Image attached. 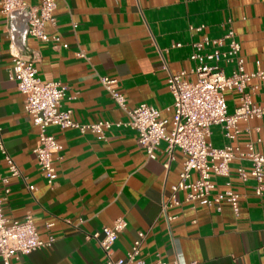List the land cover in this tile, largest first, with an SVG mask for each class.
<instances>
[{"label": "crops", "instance_id": "1", "mask_svg": "<svg viewBox=\"0 0 264 264\" xmlns=\"http://www.w3.org/2000/svg\"><path fill=\"white\" fill-rule=\"evenodd\" d=\"M56 3L55 23L47 22L46 32L59 35L60 42L28 36L24 45L27 55L36 59L43 80H60L68 86L62 106L72 108L79 122L129 119L103 88L100 77L107 75L117 79L115 87L130 108L143 102L154 105L170 130L173 98L163 63L172 72L190 71L194 66L191 42L204 35L221 37L229 25L240 41L245 70L264 69V0ZM201 25V31L192 29ZM8 31L9 20L0 6V137L21 171L10 177L8 194L0 183L3 212L10 220L32 215L42 239L55 237L52 247L22 255L14 264H106L99 242L86 235L101 232L119 217L127 220V227L115 241V257L126 256L139 232H144L140 256L147 262L162 258L169 264L176 260L181 264H264V194H255L253 177L243 181L238 175L240 166L251 169L247 160H233L227 176H212L214 193L231 190L239 195L238 212L226 199L221 210L187 202L186 190L177 192L180 205L164 209L186 159L180 149L167 167L166 142H161L156 158L151 159L138 143L137 130L130 127L114 126L105 139H99L92 132L51 125L48 131L63 149L54 152L58 176L49 184L34 153L39 129L25 110V95L10 76ZM221 65L227 72L232 70L225 62ZM250 85L258 86L253 100L264 104V80L254 79ZM226 99L233 112L239 105L238 92L227 90ZM239 127L241 132L232 140L222 126L213 125L208 140L216 147L245 149L247 142L260 137L255 148L264 154V117L240 121ZM0 174H10L1 150ZM197 177L193 171L191 180Z\"/></svg>", "mask_w": 264, "mask_h": 264}, {"label": "built area", "instance_id": "2", "mask_svg": "<svg viewBox=\"0 0 264 264\" xmlns=\"http://www.w3.org/2000/svg\"><path fill=\"white\" fill-rule=\"evenodd\" d=\"M0 6L2 13L9 20V52L13 63L10 76L25 95V110L39 129V144L34 153L49 184H53L58 176L54 152L63 149L62 144L49 133L51 125L62 129L75 128L82 133L92 132L99 139H105L107 130L112 127L125 126L137 130L138 143L151 159L156 158L161 142H166L167 167L175 159L176 149H180L186 155L180 179L172 186V194L164 203V209L180 205L182 202L177 198V192L186 190L187 202L198 201L207 206L216 205V208L221 210L220 204L226 199L238 212L239 195L231 190L214 193L215 184L212 181L214 174L227 176L230 172V163L235 159L250 162L249 171L243 166L238 168L239 178L247 181L250 176L253 177L255 194L259 196L264 194V154L255 148V143L262 141L260 137L247 142L245 149L234 145L216 147L208 140L213 125L222 126L224 135L234 140L241 132L240 121L248 122L264 117V104L253 100L258 86L250 85L254 79L264 80V69L253 72L245 70L241 44L231 25L221 37L204 35L200 40L191 42L190 59L194 66L190 71L172 72L166 62L163 63V68L168 71L167 85L173 98L172 128L168 130V120L162 117L160 109L145 102L130 108L126 96L115 87L117 79L107 75L100 77L101 84L117 105L126 112L129 119L117 122L98 120L89 123L75 120L73 109L62 106L68 86L60 80H43L38 74L36 59L27 55L24 45V39L28 36L45 42H60L59 35H50L46 32V23L54 24L56 20L54 15L56 0H42L39 5H31L26 0H0ZM203 28L204 25H201L192 29L201 31ZM221 62L231 65L232 70L227 72ZM189 75H194L196 79H188ZM227 90H236L239 94V105L233 112L228 109ZM0 150L10 171L6 176L0 174V183L5 185V193L8 194L10 177L21 175V171L6 151L1 137ZM193 171L197 172L198 177L191 180ZM29 187L34 189L33 186ZM126 227L127 220L119 217L112 225L104 226L101 232L87 234L86 238L93 237L99 242L106 257V264H169L162 258L147 262L140 256L144 232H139V238L134 241L126 256L115 257V241ZM54 242L53 235L48 239L40 237L32 215H27L23 219L7 218L3 212V198L0 196L2 264H14V259L36 249L50 248ZM174 264L181 263L176 260Z\"/></svg>", "mask_w": 264, "mask_h": 264}]
</instances>
